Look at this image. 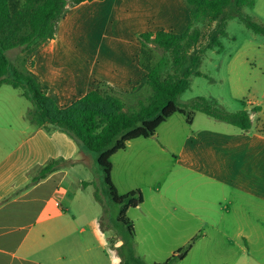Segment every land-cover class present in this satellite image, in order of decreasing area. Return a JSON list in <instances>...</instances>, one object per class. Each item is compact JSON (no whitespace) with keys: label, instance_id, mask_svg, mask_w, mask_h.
<instances>
[{"label":"crops","instance_id":"0c3cea01","mask_svg":"<svg viewBox=\"0 0 264 264\" xmlns=\"http://www.w3.org/2000/svg\"><path fill=\"white\" fill-rule=\"evenodd\" d=\"M190 22L184 0L69 5L55 37L31 53L26 68L60 108L99 83L133 94L148 80L140 64L141 35L181 34ZM243 110L251 115L249 131L210 116L197 119L200 112L188 124L176 113L153 137L132 140L111 158L118 194L143 195L142 204L126 213L137 259L161 264L198 237L175 264H264L250 254L264 253V104ZM27 112L19 118L26 120ZM18 137L13 150L0 154V264H123L125 234L107 226L90 191L95 157L66 133L31 122ZM57 159L72 164L31 183L39 167ZM72 187L90 191L89 199L65 207Z\"/></svg>","mask_w":264,"mask_h":264},{"label":"trees","instance_id":"16d2710c","mask_svg":"<svg viewBox=\"0 0 264 264\" xmlns=\"http://www.w3.org/2000/svg\"><path fill=\"white\" fill-rule=\"evenodd\" d=\"M85 1L92 0H0V87L8 84L23 89L24 96L33 103L27 114L33 125L66 133L82 151L95 157L103 172L109 198L120 207L117 220L125 227L123 264H139L140 260L132 255L135 230L126 213L142 204L143 195L140 190L122 196L118 194L111 179V158L124 150L128 142L153 137L157 128L176 113L184 115L188 124L200 112L241 130H251L252 119L247 110L229 112L204 97L181 105L179 98L190 88L192 76L203 75L199 69L204 50L222 51L220 38L227 35L228 18H238L260 35H264V24L255 23L242 11L245 7H253L255 0H184L191 15V23L184 32L158 31L140 37V64L148 72L147 83L141 92L119 94L99 83L70 106L60 108L48 96L47 86L26 68V62L37 47L55 37L67 7ZM214 23L207 44L204 48L199 47L202 25ZM11 51L14 52L12 56L9 55ZM157 51L163 55L154 59ZM143 90L145 93L147 90V98L141 95ZM131 103L137 104V108L132 110ZM71 164L64 159L50 160L31 176V183L36 184L63 165ZM197 238L181 248L178 254L185 256ZM177 259L173 255L161 264H175Z\"/></svg>","mask_w":264,"mask_h":264},{"label":"rangeland","instance_id":"374dc122","mask_svg":"<svg viewBox=\"0 0 264 264\" xmlns=\"http://www.w3.org/2000/svg\"><path fill=\"white\" fill-rule=\"evenodd\" d=\"M242 11L255 23L264 24V0H255L253 7H245ZM226 23L227 35L220 38L222 51L204 50L199 69L203 75L190 78V88L179 98L181 105H186L197 97L212 100L229 112L241 111L250 103L256 106L264 104V35L254 33L238 18H228ZM215 25H202L203 37L199 47H205ZM198 26L200 27V24ZM162 55L157 51L154 59ZM140 90L136 93L141 92ZM145 91L146 93L143 90L141 95L147 98L148 93ZM22 92L23 89L10 85L4 86L0 91V154L15 148L20 141L19 130L23 125L30 123L28 118H19L21 111L33 108L30 100L20 96ZM131 106L132 110L137 108L135 103H131ZM27 114L28 112L26 117ZM208 118L204 113L197 114V119ZM94 172L96 184L94 191H90L100 200L98 209L105 213L104 221L108 227L116 226L118 231L124 233L125 227L117 220L120 207L110 200L103 172L97 164ZM90 191L80 192L72 187L62 201L63 206L67 207L68 203L71 205L76 198L86 201ZM83 201L76 205L81 207ZM250 254L257 260L264 261V253L252 251ZM178 261L177 259L176 262ZM139 264L146 263L140 261Z\"/></svg>","mask_w":264,"mask_h":264},{"label":"water","instance_id":"95a60500","mask_svg":"<svg viewBox=\"0 0 264 264\" xmlns=\"http://www.w3.org/2000/svg\"><path fill=\"white\" fill-rule=\"evenodd\" d=\"M178 257H179V258H181V257H182V255H181V254H179V255H178Z\"/></svg>","mask_w":264,"mask_h":264}]
</instances>
